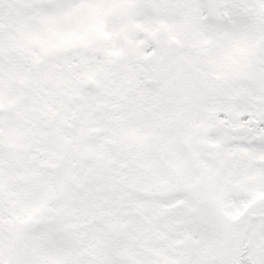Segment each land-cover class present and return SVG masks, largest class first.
<instances>
[{"label": "trees", "instance_id": "1", "mask_svg": "<svg viewBox=\"0 0 264 264\" xmlns=\"http://www.w3.org/2000/svg\"><path fill=\"white\" fill-rule=\"evenodd\" d=\"M0 2L2 5L11 3L6 7L8 14L0 17V85L7 88L8 95L16 97V101L24 97L32 104L29 115L18 114L21 111L17 112V108L10 109L8 114L0 111V170L8 171L14 177L13 182L5 177L7 184L0 185V207L9 219L13 248L8 264H68L66 252L72 256L74 246L92 249H89V264H159L164 260L180 264L183 257L177 256L176 251H181V234L185 228L180 226L182 219L174 225V208L181 210L178 204L201 197L204 201L200 209L184 210L187 216L199 210L206 215L208 210L213 211L220 219L221 216L212 203V186L202 193L191 189L179 177L180 165L173 153L182 152L183 147L177 149V144L166 137L173 132V127L164 116V103L168 99L155 83L157 61L150 60L145 54L144 58L129 60L130 45L123 41V36L117 42L113 35L101 44L106 55L99 64L97 60L92 64L89 61L77 70L75 65L59 64L53 59L47 65L50 58L46 57L45 51L48 52V48L40 42L47 38V33L30 29L28 21L45 20L41 23L45 25L48 17L57 16L50 0ZM165 2L160 11L144 7L145 18L131 29L132 38L136 37L133 47L144 41L147 47L157 45L158 41H163L162 45L167 48L180 47L192 54L190 69L194 76L203 73L201 77L207 85L215 83L221 88L227 85L234 88L228 95L216 88L218 92L213 97L216 102L200 107L194 104L189 107L180 95L176 100L172 97L180 113L175 122L182 145L187 144L185 127L193 120L192 115L202 122L199 124L201 133L206 127H214L217 109L222 107L231 106L236 115L245 113L257 118L260 110L252 103L264 104V94L256 101L250 97L261 95L264 88L258 87V92L248 98L249 92L240 93V89L249 85L244 76L255 69L261 72L260 65L256 66L258 61L253 56V47L261 46L264 52V27L260 23L264 17V0H259L255 8L246 3L230 13L239 29L250 28L247 39L251 46L245 54L236 52L227 57H219L222 43L215 44L211 41L212 35L201 34L203 28L212 32L210 26L214 23L207 19L198 21V11H191L187 0ZM199 11H203L202 5ZM218 31L216 29L213 34L215 40L221 35ZM112 41L124 45L123 55L109 56L108 43L112 45ZM35 47L39 48L36 50ZM34 50L39 54L38 62L31 58ZM89 73L98 81L97 94L80 91V84ZM255 88L249 86V90ZM5 93L6 90L2 97L4 104L12 100H7ZM223 103L230 104L223 106ZM36 110L43 111L45 116L42 118ZM17 124L22 125L18 132ZM89 134L107 139L105 152L97 160L91 159L85 149ZM208 138L216 144L228 176L237 171L239 177L242 172L247 177L260 164L259 153L264 150L261 138L251 135L227 143L220 141L219 135H208ZM170 147L176 150H168ZM80 150H83V156H79ZM54 163L58 166L59 180L56 179L50 204L37 221L23 225L16 214L24 203H30L29 185L39 173H47ZM238 176L235 175V179ZM173 179H177L176 184ZM142 183L147 186L144 191H140ZM78 188L79 207H85L97 216L79 227L72 225L75 215L60 207L61 201L67 200L69 193ZM82 190L91 193L87 196ZM231 201L233 199L227 198V202ZM257 206L261 217L255 222V229L264 224V204ZM159 209H165L162 220L158 219L161 217ZM106 222L110 225L119 222L125 227L127 235L123 242L109 233ZM236 225L223 220L228 234L226 255L232 260L228 264H259L264 258V250L252 248L241 252L240 225ZM46 229L51 235L70 239L66 251L59 250L60 254L51 255L40 248L31 252L28 263L19 261L25 239L31 233ZM186 236L190 239L199 236L198 242L200 248L206 249L205 254L213 252L193 229L190 228ZM44 247L49 250L48 245ZM193 264L197 263L194 261Z\"/></svg>", "mask_w": 264, "mask_h": 264}, {"label": "rangeland", "instance_id": "2", "mask_svg": "<svg viewBox=\"0 0 264 264\" xmlns=\"http://www.w3.org/2000/svg\"><path fill=\"white\" fill-rule=\"evenodd\" d=\"M1 1V0H0ZM244 0H228L227 3L232 6L236 2H243ZM165 0H50V4L54 6L57 10V16L48 17L47 24H41L46 22L45 20L34 21L30 19L28 24L31 25L30 29L34 31L44 30L47 33V38H44L41 42L43 46L48 48L46 57L50 58L47 60V65L51 63L54 59L56 63L75 65L77 70L80 69L81 65L90 61L97 60L98 64L102 61L103 57L106 55V49L101 45L104 44L108 38L115 36L116 41L121 36L124 37L123 41L130 45V50L128 52L129 60L135 59L136 57L144 58L143 54L147 55L150 60L157 61V69L154 72L155 83L159 86L161 93L168 100L164 103V116L165 121H170L172 125V133L166 135L169 141L177 144V149L183 147V151L180 153H173V157L177 160L180 165L179 177L185 182L190 188L195 190H201L205 193L209 186H212L214 191L212 192V203L215 205V209L221 219L216 216L213 211H209V214L203 218L200 214L189 215L183 219L182 224L185 223V229L182 232V242L179 254L183 257L181 264H193L194 261L197 264H228L232 263V260L226 255L225 249V238L223 231V220L228 222L240 223V231L243 230L245 221L250 214H256L258 204H264V150L259 153L260 164L254 167L251 173L245 177L244 173L238 172L228 176V172L222 167L220 156L218 154V149L215 148L216 144L214 141L209 140L208 135L217 136L219 135V140L223 143L230 141H239L241 138L254 136H264V104L263 103H252L255 109H259V114L257 118H252L251 115L242 113L236 115L231 106L222 107L217 109L218 115L214 118V127L204 128V132H200V125L198 119L193 120L185 127L186 130V145H182V141L178 138V133L176 132L177 124L176 118L179 117V112L176 110V105L174 104L173 98H177L179 95L184 97V101L189 107L194 104L197 107L205 105V103L216 102L213 98L217 94L216 88H219L223 94L228 95L229 92L234 90L228 85L221 88L215 83L207 85L203 82L202 77L204 74L197 73L195 76L191 71V59L192 54L185 51L180 47H170L167 48L166 45L157 42V45L147 47V43H138L137 46L133 47L134 40L136 37L132 38L131 29L137 26V22L143 20L144 17V7H149L160 11ZM249 3L254 4V0H249ZM11 6V3L7 4ZM7 5H2L0 2V17L3 18L8 14L6 9ZM187 5L191 11H198L197 19L198 21L206 19L205 8L203 11H199V6L201 8L200 0H187ZM230 12H223V23L224 25H212L210 28L212 32H208L205 28L201 29V34L212 35L211 40L215 44H223V49L219 54V57H227L229 54L233 56L236 52L247 53L250 48V41L247 39L250 35V30L248 29H238L237 26L229 23ZM262 26L264 27V17L261 18ZM29 29V30H30ZM218 29L221 34L216 40L213 36L215 30ZM223 36L224 39H223ZM223 39V40H222ZM39 42V44H40ZM112 41V45L108 43L109 56L111 55H123L125 49L123 44H118ZM40 44V45H41ZM36 50L39 47H35ZM42 48V47H40ZM261 46L253 47L254 58L258 61L257 65H260L261 72L254 70L249 73L248 76H244L249 85L244 86L240 89V93L249 92L246 96L256 94L258 92V87L264 88V52L261 51ZM34 50L31 54V58H34L37 62L40 57L36 54ZM103 52L100 58L95 57V52ZM41 52V51H40ZM102 64V63H101ZM42 66L43 71L47 66ZM193 75V76H192ZM89 80H94L97 82L96 78L92 76L91 73L86 76L84 82ZM80 84V87L83 85ZM6 85V83H4ZM249 86H255L254 90H249ZM79 87V88H80ZM10 94L7 88L0 85V111L8 114V111L12 108H17L21 111L18 113L20 115H29L32 110V104L29 100L24 97L20 101H16V97L7 96L8 99H12L9 102L6 101L4 104L2 97ZM242 90V91H241ZM263 94L259 96H251L250 99L254 101L262 99ZM230 103H223L228 105ZM244 107V106H242ZM222 109V110H221ZM249 109L243 110V112L249 111ZM40 116H45V113L40 110L35 111ZM206 113L205 111H201ZM7 117V116H6ZM259 121V134L254 133L252 128V121ZM14 123L15 121H11ZM173 122V124H172ZM10 126V124H8ZM22 125L17 124V132L20 131ZM18 135V134H17ZM19 136V135H18ZM164 137V136H163ZM163 137H157L161 139ZM165 138V137H164ZM11 139V137L9 138ZM88 143L85 146L91 159H99L105 152V145L107 144V139L105 138H95L92 135H88ZM179 145V146H178ZM176 148H168L170 151H175ZM79 156H83V150L79 151ZM177 166V165H176ZM220 166L222 168H220ZM57 163L51 164L50 170L47 173H39L34 177V182L29 185L28 188V199L30 203H24L18 210L16 217L21 221L23 225L37 221L45 211V208L50 204V195L52 191L55 192L56 179L59 180ZM235 175L238 176L235 179ZM176 176V175H175ZM8 181L14 180L13 176H10L8 171L0 170V185H6L7 178ZM5 181V182H4ZM146 181V180H145ZM13 182V181H12ZM175 184L177 179H173ZM171 183V188L173 186ZM203 182V184H202ZM142 183L140 186V191H144L147 186ZM174 184V185H175ZM170 188V189H171ZM87 196L91 192L82 190ZM79 188L75 189L74 192H70L67 200H62L60 207L66 211V213L71 212L73 217L72 225L79 227L81 224H85L89 220H95L97 216L95 213H90L87 208L79 207ZM227 198L233 199L231 202H227ZM203 198L194 197L191 198L189 202H182V204L190 205L192 209H196L200 204L203 203ZM160 202V200H159ZM181 203V202H180ZM181 205V204H180ZM179 204L177 206H180ZM135 207V206H134ZM171 209L168 208V210ZM161 217L159 220L164 219L163 213L165 209H159ZM4 209L0 207V264H8L9 257L12 254V239H11V229L8 225L9 219L3 213ZM183 211V210H182ZM181 212V211H180ZM184 212V211H183ZM178 213L175 218L179 217ZM166 222V219H165ZM110 222H106L105 227L108 229ZM113 232L117 231L121 224L119 222L113 224ZM198 228L199 233L206 237H211L209 239L208 248L211 250L213 247V252L205 254H194L193 248L196 247L194 242L186 235L190 228ZM255 223L252 226L250 236L253 237L254 250L263 249L264 250V224H259L257 229L254 228ZM48 226V230H50ZM255 232H254V230ZM42 230L39 233H31L24 241L22 245V250L18 256L19 261L23 263H28L31 252L41 251L45 253L54 255L60 254L59 250L66 251V247L71 244L70 239L62 235H51L50 232ZM124 234H117V237L121 242L124 241ZM239 237L241 234L239 233ZM49 246L47 250L44 246ZM162 245V244H161ZM214 245V246H213ZM163 246V245H162ZM179 247V245H178ZM86 246H74L73 255L70 256L69 252L67 254L68 264H89L90 253ZM92 250V249H91ZM194 254V256H193ZM48 256V255H47ZM264 257V256H263ZM40 262V260H38ZM98 262H95L97 264ZM173 264L169 261H162L159 264ZM41 264V263H40ZM259 264H264V258Z\"/></svg>", "mask_w": 264, "mask_h": 264}, {"label": "water", "instance_id": "3", "mask_svg": "<svg viewBox=\"0 0 264 264\" xmlns=\"http://www.w3.org/2000/svg\"><path fill=\"white\" fill-rule=\"evenodd\" d=\"M206 6L208 17L212 21H218L220 19V11L223 8L224 0H203ZM96 55L99 56L100 53L96 52ZM92 91L97 92V84L93 81H88L82 86V91ZM254 125L257 124V122H253ZM258 218L257 215H249L246 221V225L243 232V240L245 239L246 234L248 233L252 222Z\"/></svg>", "mask_w": 264, "mask_h": 264}]
</instances>
